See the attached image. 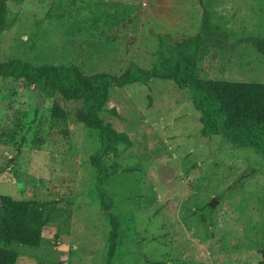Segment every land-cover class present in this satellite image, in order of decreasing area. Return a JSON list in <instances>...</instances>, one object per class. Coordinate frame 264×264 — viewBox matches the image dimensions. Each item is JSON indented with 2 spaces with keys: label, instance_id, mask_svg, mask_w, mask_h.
<instances>
[{
  "label": "rangeland",
  "instance_id": "374dc122",
  "mask_svg": "<svg viewBox=\"0 0 264 264\" xmlns=\"http://www.w3.org/2000/svg\"><path fill=\"white\" fill-rule=\"evenodd\" d=\"M203 9L224 40L199 74L264 81V56L243 41L264 36V0H8L0 61L77 65L84 73L149 67L159 39L194 33ZM54 99L66 110L62 120L51 118ZM77 107L37 93L24 78L0 76V194L58 211L37 248L18 247L16 264H105L109 218L88 160L98 135L74 119ZM99 115L130 136L117 160L134 168L106 184L120 218L111 264L259 262L264 156L202 136L189 90L171 80L111 87Z\"/></svg>",
  "mask_w": 264,
  "mask_h": 264
},
{
  "label": "trees",
  "instance_id": "16d2710c",
  "mask_svg": "<svg viewBox=\"0 0 264 264\" xmlns=\"http://www.w3.org/2000/svg\"><path fill=\"white\" fill-rule=\"evenodd\" d=\"M7 1L0 0V27L5 23ZM198 1L203 4V0ZM223 35L203 9L201 23L194 33L159 39L149 67L130 63L119 74L84 73L77 65L32 64L19 58L0 61V76L24 78L37 93L54 92L63 101L78 103L74 119L97 132L98 146L88 160L95 171L93 185L99 205L109 218L105 264H111L115 255L120 227L106 184L118 171L134 169L121 166L117 160L121 146L131 145L130 136L114 129L99 115L111 87L146 84L151 79L171 80L179 88L189 90L202 136L219 135L238 148H251L264 156V81L206 78L199 74L198 64L212 49L223 46ZM243 41L264 56V36H248ZM111 113L116 115L114 109ZM50 114L58 121L67 113L59 100L54 99ZM57 214V208L45 201L0 194V264H16L19 246L37 248L42 241V229ZM257 264H264V247Z\"/></svg>",
  "mask_w": 264,
  "mask_h": 264
},
{
  "label": "water",
  "instance_id": "95a60500",
  "mask_svg": "<svg viewBox=\"0 0 264 264\" xmlns=\"http://www.w3.org/2000/svg\"><path fill=\"white\" fill-rule=\"evenodd\" d=\"M214 202H215V201H214V200H212V201L210 202V204H214Z\"/></svg>",
  "mask_w": 264,
  "mask_h": 264
}]
</instances>
